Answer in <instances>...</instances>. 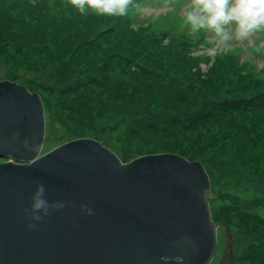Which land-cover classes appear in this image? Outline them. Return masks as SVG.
Masks as SVG:
<instances>
[{"label": "rangeland", "instance_id": "rangeland-1", "mask_svg": "<svg viewBox=\"0 0 264 264\" xmlns=\"http://www.w3.org/2000/svg\"><path fill=\"white\" fill-rule=\"evenodd\" d=\"M139 2L151 13L132 10L119 17L89 10L81 15L69 0H0V82L27 84L29 93L41 91V155L82 138L110 143L122 164L159 152L198 153L221 227L210 264L231 262L228 235L235 264H264V106L250 98L264 94V31L246 40L221 42L201 30L202 40L181 48V55H188L182 60L188 58L200 73L193 78L208 73L221 79L236 65L232 81L241 83L238 89L235 82L220 80L229 98H238L234 104L240 109L233 113L240 117L238 126L220 119L200 121L201 115L196 127L181 121L189 116L195 121L194 109L185 112L186 103L168 100L167 86L176 77L162 72L153 60L158 54L165 61L177 58L163 54L171 55L175 44L185 40L171 21L184 22L190 0ZM28 13L41 16L39 29L21 26ZM156 33L164 35L161 43L150 38ZM207 49H214L213 55ZM255 104L261 106L254 109Z\"/></svg>", "mask_w": 264, "mask_h": 264}, {"label": "water", "instance_id": "water-1", "mask_svg": "<svg viewBox=\"0 0 264 264\" xmlns=\"http://www.w3.org/2000/svg\"><path fill=\"white\" fill-rule=\"evenodd\" d=\"M44 134L41 91L0 82V264L211 263L221 227L203 159L159 152L122 164L95 138L41 155ZM38 183L65 207L33 221L24 209Z\"/></svg>", "mask_w": 264, "mask_h": 264}, {"label": "clouds", "instance_id": "clouds-1", "mask_svg": "<svg viewBox=\"0 0 264 264\" xmlns=\"http://www.w3.org/2000/svg\"><path fill=\"white\" fill-rule=\"evenodd\" d=\"M81 15L93 10L96 14L126 17L135 10L142 15L150 14L152 9L140 3L139 0H69ZM184 26L190 35H197L201 30L214 33L221 42L233 37L236 40H246L257 32L264 31V0H190L183 12ZM214 49H207L211 56ZM6 162V161H5ZM45 186L37 184L33 193L31 208L24 209L25 215L33 221H41L50 215V210L65 207L63 201L49 202L44 198ZM81 209L88 215L93 210L87 205ZM29 228L36 224L29 223Z\"/></svg>", "mask_w": 264, "mask_h": 264}, {"label": "trees", "instance_id": "trees-1", "mask_svg": "<svg viewBox=\"0 0 264 264\" xmlns=\"http://www.w3.org/2000/svg\"><path fill=\"white\" fill-rule=\"evenodd\" d=\"M60 4H62V3H60ZM4 16H10V15H4ZM40 17L41 16L35 17L31 13H28L27 15L22 16V20H20L19 22H20L21 26L26 25V26L32 27L34 29H39L41 26ZM4 21H5V19H4ZM33 21H35V23H33ZM171 24L173 26H175L181 32V34L184 35L183 37L185 40H182V41L178 42L177 44H175V49H172L170 51L171 55H167V52H165L163 55L168 56V57H177V58L173 59L172 61H169V60L165 61V59L158 54L157 55L158 58L154 57L153 60L156 64V66L160 70H162V72H164L167 75L170 73L176 77L174 80L171 79L169 86H167L169 88L167 90L168 100H170L172 103L175 100L176 101L180 100L181 102L186 103L188 105V108L186 109L185 112H190L193 109L195 111L193 113L194 115L192 114L195 118V121L192 119L191 116H189L188 118H185L183 120L181 119V121L183 123L187 122L188 124L190 122L191 124H193L194 126L197 127V125H195L196 121H198V119L202 115L203 117L200 119V121L201 120L204 121V119H206V118H211L214 120L220 119L221 121L222 120L231 121L230 123L232 126H235V125L238 126L239 125L238 119L240 117L238 115L233 117V113L237 112L240 109V106L238 103L234 104V102L236 100H238V98H234V97H232L234 99L229 98V95H230L229 89L225 88L224 84L220 81L222 79L223 81H227L229 83L235 82L236 87L238 89H240L239 86H241V83L236 81V80L232 81V79H235L236 73H235L234 69L237 66L232 65L231 66L232 67L231 74L229 76H226V77L225 76L220 77L221 79H215V78L211 77L208 73L205 74V77L202 76L200 78H193V76L199 77L198 75H200V73L198 71H193L194 68H192L191 62L188 58H186V60H182V59H185L183 57H188V55L185 52L186 56H182L181 55V48L185 47V48L189 49L188 46H192V44L193 45L196 44L197 42L202 40V38L205 37V35L202 32H199L197 35H190L187 28L184 26V22L181 21L179 23V19L178 20H175V19L172 20ZM12 29L15 32L16 27H13ZM163 37H164V35L160 34V33L150 35V38H154L160 43H161ZM176 53H177V55H176ZM190 58L193 59L195 61V63H197V59L192 58V57H190ZM164 82L165 81L161 82L162 83V85H160L161 90L165 89V87L163 85ZM256 83H258V82H256ZM256 83L254 82V84H256ZM149 86L153 89L152 85H149ZM192 93H194V95H192ZM259 96H261V97H259ZM250 98H253L252 100H254V101L260 100V102H261L260 104L264 106V94L263 95H261V94L255 95V96L250 97ZM241 101L242 100H240V102ZM243 101H245V100H243ZM261 105L255 104L251 107L256 109ZM192 107H194V108H192ZM226 114H231L232 117L224 116ZM173 120H176V119H173ZM192 122H195V123H192ZM227 124L228 123L225 122V126H228ZM183 128H187V126L186 127L183 126ZM215 135H216V133L212 134V137H214ZM233 136H236V134H233ZM104 141H102L103 144H105L106 146L111 148V150L116 151L115 147H113L110 143H108L106 141L104 142ZM181 155L185 156L188 159H194V160H199V161L201 160L200 156L196 152H193V153L184 152ZM188 156H190V157H188Z\"/></svg>", "mask_w": 264, "mask_h": 264}, {"label": "flooded vegetation", "instance_id": "flooded-vegetation-1", "mask_svg": "<svg viewBox=\"0 0 264 264\" xmlns=\"http://www.w3.org/2000/svg\"><path fill=\"white\" fill-rule=\"evenodd\" d=\"M231 262H232V261H231ZM231 262L229 261V264H235L234 261H233L232 263H231Z\"/></svg>", "mask_w": 264, "mask_h": 264}]
</instances>
